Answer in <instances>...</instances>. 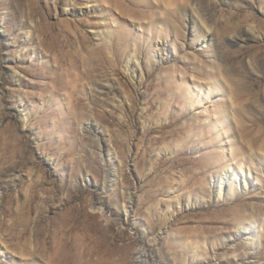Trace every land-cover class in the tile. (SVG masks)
Segmentation results:
<instances>
[{
    "label": "rangeland",
    "instance_id": "obj_1",
    "mask_svg": "<svg viewBox=\"0 0 264 264\" xmlns=\"http://www.w3.org/2000/svg\"><path fill=\"white\" fill-rule=\"evenodd\" d=\"M146 263L264 264V0H0V264Z\"/></svg>",
    "mask_w": 264,
    "mask_h": 264
},
{
    "label": "bare ground",
    "instance_id": "obj_2",
    "mask_svg": "<svg viewBox=\"0 0 264 264\" xmlns=\"http://www.w3.org/2000/svg\"><path fill=\"white\" fill-rule=\"evenodd\" d=\"M226 183L225 178H222L220 181V195H222L223 189H224V184ZM141 257V256H140ZM147 264V263H146Z\"/></svg>",
    "mask_w": 264,
    "mask_h": 264
}]
</instances>
